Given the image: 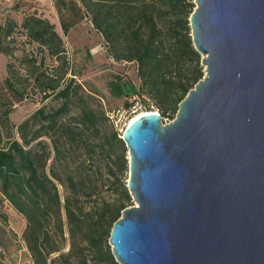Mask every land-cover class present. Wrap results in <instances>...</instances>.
I'll use <instances>...</instances> for the list:
<instances>
[{"label": "trees", "instance_id": "trees-1", "mask_svg": "<svg viewBox=\"0 0 264 264\" xmlns=\"http://www.w3.org/2000/svg\"><path fill=\"white\" fill-rule=\"evenodd\" d=\"M62 31L87 19L106 57L134 62L138 86L115 77L124 107L148 98L160 118L202 76L188 17L192 0H51ZM2 86L39 105L13 124L0 110V196L23 218L32 264H116L107 239L120 210L126 148L93 95L75 80L62 39L45 17L0 23ZM53 101V102H47ZM47 102V103H46Z\"/></svg>", "mask_w": 264, "mask_h": 264}, {"label": "water", "instance_id": "water-1", "mask_svg": "<svg viewBox=\"0 0 264 264\" xmlns=\"http://www.w3.org/2000/svg\"><path fill=\"white\" fill-rule=\"evenodd\" d=\"M203 74L162 122L128 123L116 264H264V0H192Z\"/></svg>", "mask_w": 264, "mask_h": 264}, {"label": "rangeland", "instance_id": "rangeland-1", "mask_svg": "<svg viewBox=\"0 0 264 264\" xmlns=\"http://www.w3.org/2000/svg\"><path fill=\"white\" fill-rule=\"evenodd\" d=\"M31 12L45 17L53 23L62 39L72 71L75 74V80L95 97L99 108L103 111L112 108L126 109L124 98L110 94L108 84L115 77H119L136 88L138 79L134 62H116L106 57L101 36L92 28L87 19L77 22L67 31H62L51 0H0V23L6 18L19 21L23 13ZM5 60V55L0 53V103L3 106L11 105L8 119L11 123L17 124L28 116L39 103L30 98L18 101L3 88ZM144 102V106L137 101L129 105V109L133 110L132 116L140 112L155 110L151 101L145 96ZM2 105L0 110L3 108ZM163 120L167 121L168 119L164 117L161 121L163 122ZM23 227V218L0 196V264H32L21 239Z\"/></svg>", "mask_w": 264, "mask_h": 264}, {"label": "built area", "instance_id": "built-area-1", "mask_svg": "<svg viewBox=\"0 0 264 264\" xmlns=\"http://www.w3.org/2000/svg\"><path fill=\"white\" fill-rule=\"evenodd\" d=\"M133 110L126 108H112V109H105L104 114L106 115L107 119L112 125V128L118 133V136L120 137L125 127L128 125V123L132 120V113ZM153 112H156L154 110ZM169 120L163 122H168Z\"/></svg>", "mask_w": 264, "mask_h": 264}, {"label": "bare ground", "instance_id": "bare-ground-1", "mask_svg": "<svg viewBox=\"0 0 264 264\" xmlns=\"http://www.w3.org/2000/svg\"><path fill=\"white\" fill-rule=\"evenodd\" d=\"M141 113H143V112H140V113H138V114H136V115L132 116V118H133V117H135V116H137V115H139V114H141Z\"/></svg>", "mask_w": 264, "mask_h": 264}]
</instances>
